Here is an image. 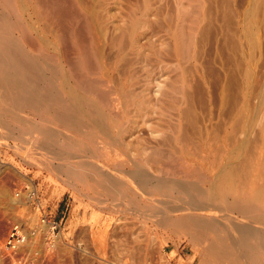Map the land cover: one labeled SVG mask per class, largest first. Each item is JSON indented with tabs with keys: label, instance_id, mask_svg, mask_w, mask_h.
Wrapping results in <instances>:
<instances>
[{
	"label": "bare ground",
	"instance_id": "1",
	"mask_svg": "<svg viewBox=\"0 0 264 264\" xmlns=\"http://www.w3.org/2000/svg\"><path fill=\"white\" fill-rule=\"evenodd\" d=\"M210 2L0 0V133L15 144L31 135L35 156L108 195L134 202L144 191L148 232L187 234L217 264H264V109H251L260 83L254 87L250 65L239 61L238 31L221 35L224 48L232 45L234 68H224L228 87L220 96L225 102L233 88L235 106L227 107L222 132L212 117L197 133L192 125L196 85L188 63L204 56L196 45L216 16ZM149 114L159 120L155 128L145 124L159 137L153 146L136 135Z\"/></svg>",
	"mask_w": 264,
	"mask_h": 264
},
{
	"label": "rangeland",
	"instance_id": "2",
	"mask_svg": "<svg viewBox=\"0 0 264 264\" xmlns=\"http://www.w3.org/2000/svg\"><path fill=\"white\" fill-rule=\"evenodd\" d=\"M208 1H212L207 3L212 8L210 10H213L210 11L212 12L210 18H212L213 13L216 16H213V21L210 24L211 28L209 26V30H206L208 32L200 37V39L204 37L206 41L203 42L198 39L201 45L199 44V47L198 44L196 45L197 53L204 55L202 57L199 55V58L204 57V60L200 61L201 58L198 59L201 63L190 61L188 64L191 63L194 68L189 65L192 68H190V71L192 70V73H190L187 67L188 73H190L187 76L190 79L192 78L193 86L196 85L192 89L195 104L194 118L192 117L194 119L193 129L198 130L200 128L198 131L204 129L203 126L208 124L206 119L212 117L213 125H216L215 128L221 124L218 126L219 129L217 127V130L221 131L222 122H225L223 116L226 109L235 106L234 99L236 98L233 88L228 93L230 95L227 94L226 96L227 101L222 102L220 96L223 85L225 86L228 83H224L226 76L224 78L221 76L225 75L224 72L227 69L234 68L232 45L225 42V48H227H224V35L226 37L231 36L234 33L237 34V31L241 35L244 46L243 57L241 56L242 59L239 61L244 63L242 65L246 70L249 68L247 64L250 65V74L253 78L255 77L254 87L260 83L255 88L256 90L254 89L256 94L251 100V103L254 104H251V109L258 107L260 109V106L264 109L263 105H259V97L264 89V0ZM211 4H214L215 7L213 8L214 5ZM214 17H217V19ZM235 19L237 20L235 21ZM222 29L226 31L222 33ZM204 38L202 40H205ZM198 49L201 50V53ZM203 61L207 62L204 63ZM212 64L214 69H207L208 71L203 69L205 65L206 68ZM197 67L203 70H197ZM166 72L168 74L169 71ZM170 75H173V73L171 72ZM200 76L205 79L200 80ZM163 79L164 77L160 80L165 83ZM200 85L201 87H199ZM206 90L210 91L207 92ZM228 101L231 102V105ZM210 113H212V116H210ZM21 115L23 118H30L27 113ZM155 119V115L149 114L144 125H152V123L157 125L159 120ZM149 125H145L140 130L142 133L139 131L136 135L143 136L142 138L149 141V143L151 141L154 143V140L155 142L159 140L156 133H153L157 135H155L156 139L151 135L152 128L156 126L152 125L153 127L150 126L149 128ZM218 131H216V134H221L222 131ZM1 135L0 133V246L7 252H4L1 256L0 264H17L19 261L20 264H145L147 249L150 256L146 264H162L168 257H174L176 264H217L215 261L206 260L201 248L195 246L192 237L187 234H174L171 231H163L156 235L151 230L146 231L144 229V191L138 192L139 195L136 196L131 194L135 198L134 202L133 199H123L120 195L118 196L116 191L108 195L103 188L86 185L85 179L81 180V177L73 175L67 169L60 168L58 170L56 168L59 164L57 161L50 165L48 161L35 156L32 151L31 138L28 137L31 135L15 138L16 141L19 140L16 142L17 144L14 143V139L6 140ZM20 140H24L28 146L23 145L25 142ZM127 141L131 142V139L127 138ZM21 144L22 148L24 147L23 149L20 146ZM150 145L153 146L154 144L150 143ZM195 147L197 152V145ZM198 151H200V146H198ZM192 165L197 164L192 162ZM215 170L218 173V169ZM215 170L207 173L210 175L213 173L212 177H215L217 175ZM195 177L188 180L197 181L200 178L197 175ZM130 186L135 189L133 184H129ZM134 203L140 204V207ZM139 209L141 212H139ZM136 212L137 214H135ZM14 225H19L27 237L26 242L16 251L8 250L5 246L8 242L10 230Z\"/></svg>",
	"mask_w": 264,
	"mask_h": 264
},
{
	"label": "built area",
	"instance_id": "3",
	"mask_svg": "<svg viewBox=\"0 0 264 264\" xmlns=\"http://www.w3.org/2000/svg\"><path fill=\"white\" fill-rule=\"evenodd\" d=\"M25 240H26V236L23 230L21 229V227L19 225H14L10 230L8 242L6 243V248L8 250L16 251L24 243ZM3 253H4L3 247L0 246V258L3 255ZM17 264H20V261ZM162 264H176L175 258L168 257L165 261H163Z\"/></svg>",
	"mask_w": 264,
	"mask_h": 264
}]
</instances>
